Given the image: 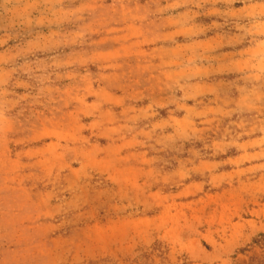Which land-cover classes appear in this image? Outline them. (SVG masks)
Masks as SVG:
<instances>
[{
    "label": "rangeland",
    "instance_id": "obj_1",
    "mask_svg": "<svg viewBox=\"0 0 264 264\" xmlns=\"http://www.w3.org/2000/svg\"><path fill=\"white\" fill-rule=\"evenodd\" d=\"M0 264H264V0H0Z\"/></svg>",
    "mask_w": 264,
    "mask_h": 264
}]
</instances>
